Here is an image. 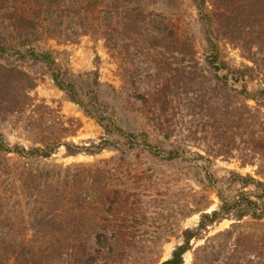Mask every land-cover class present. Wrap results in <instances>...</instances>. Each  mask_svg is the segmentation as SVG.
Listing matches in <instances>:
<instances>
[{"label": "trees", "instance_id": "obj_1", "mask_svg": "<svg viewBox=\"0 0 264 264\" xmlns=\"http://www.w3.org/2000/svg\"><path fill=\"white\" fill-rule=\"evenodd\" d=\"M190 1L207 45L203 62L174 18L182 0H0V220L28 217L34 238L16 254L25 264H39L41 256L27 248L36 243L54 264H183L188 250L189 264H264V0ZM88 33L100 34L118 58L147 129L125 131L97 105L96 79L95 88L81 92L74 76L39 46L44 37L72 41ZM223 39L252 64L230 65L219 49ZM31 65L44 66L69 100L102 126L97 142L66 140L79 122L70 126L72 120L34 102L29 92L38 77ZM251 74L260 80L254 90L246 85ZM6 130L30 144L10 143ZM151 136L183 144L163 147ZM188 142L202 143L203 154ZM61 146L68 155L114 154L89 165L42 161ZM12 156L21 164L11 163ZM210 156L255 166V175L230 171L221 179L205 166L203 178L222 183L215 189L219 205L211 210L208 201L179 202L171 190L177 179L143 161L197 163ZM223 185L238 189L225 192ZM194 211L197 224L182 228L181 242L156 262L177 220ZM223 219L232 222L204 235ZM194 239L203 241L193 246Z\"/></svg>", "mask_w": 264, "mask_h": 264}, {"label": "rangeland", "instance_id": "obj_2", "mask_svg": "<svg viewBox=\"0 0 264 264\" xmlns=\"http://www.w3.org/2000/svg\"><path fill=\"white\" fill-rule=\"evenodd\" d=\"M173 13L177 12L176 17L180 18L181 26L192 36L193 50L197 59L203 62L207 53V45L201 34L198 15L195 7L190 0H182L180 8L173 9ZM43 49L51 52L55 58L58 66L61 67L63 72H69L74 76L77 86L81 92H89L94 87V79L97 81V105L99 108L105 109L107 114H113L118 124L125 130L130 129L140 130L147 126L142 119L138 110L139 104L133 101L129 96L130 87L124 84L121 77V68L118 58L106 46L103 37L100 34L88 33L80 35L72 41L63 39L47 38L44 37L39 43ZM219 49L224 59L234 67H244L251 65V61L245 56L238 46L226 40L219 41ZM29 71L37 76L36 86L29 92L34 99L35 103H42L48 105L50 108L55 109L58 114H62V119L65 122L70 121L73 123L79 122L78 126L68 135L66 140L72 141L79 145H87L90 142H97L100 137L104 135L102 126L90 116H87L80 106L69 100L65 92L59 89L50 77L49 72L44 66L31 65ZM246 85L249 90H254L260 86L259 78L254 74L246 76ZM131 88V87H130ZM86 99V97H84ZM252 103V102H249ZM5 136L10 143L18 142L23 145H28L30 142L20 137L15 131L6 130ZM152 143L159 146L168 147L169 142L173 144H183L177 139H172L169 142L161 140V138L150 137ZM187 147L190 150L198 151L203 154L204 145L194 144L188 142ZM114 154L111 149H104L95 154L80 152L74 155H68L63 146L59 147L50 157L42 161L48 163H56L60 165L69 164H93L100 159L108 158ZM207 157V156H206ZM209 161L199 160L197 163L176 160L172 162H163L157 160H149L143 158V161L149 162L157 171L159 170L167 178L177 179V183L172 187L175 192L179 194V202L185 203V200H196L197 205H205L209 203L208 210L217 208L219 200L216 196V186H222L219 180L217 185L212 186L202 176L204 169L207 166L211 173L218 179L227 176L230 171L238 172L240 174L255 175V166L242 165L237 157H214L210 156ZM11 163L21 164V159L12 156ZM14 169V168H13ZM172 183V181H171ZM17 184V182H16ZM18 185V184H17ZM225 192L233 193L238 189L237 185H223ZM195 193L190 197L189 193ZM0 195L3 192L0 190ZM186 195V196H184ZM207 196L208 199H205ZM172 202L176 201V197L171 198ZM194 202V201H193ZM191 207L194 204L189 203ZM26 210H24V213ZM26 216V215H25ZM12 215L9 218L0 220V264H25L24 261L16 257L17 252L23 249V245L30 243L33 239V231L28 224V217ZM199 219V213L194 211L191 215L180 218L177 220V225L174 234H169L166 242H164L155 253V261H161L170 256L172 249L176 244L180 243L181 229L186 227H194ZM247 220V219H245ZM232 222L231 219H223L208 226L205 234H213L229 226ZM7 230H10L9 232ZM36 239V237H35ZM202 239H194L191 244L195 246L201 243ZM36 243L34 246H27L31 254L40 257L39 264H54L55 260L45 257L38 249ZM192 259V250H188L183 254V264H189Z\"/></svg>", "mask_w": 264, "mask_h": 264}]
</instances>
